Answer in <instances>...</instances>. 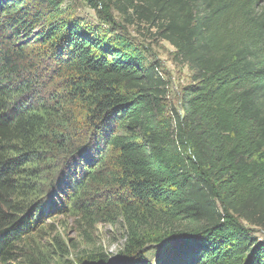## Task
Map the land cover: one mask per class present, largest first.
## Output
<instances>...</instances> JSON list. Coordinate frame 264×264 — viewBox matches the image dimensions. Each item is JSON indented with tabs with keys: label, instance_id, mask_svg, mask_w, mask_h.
<instances>
[{
	"label": "trees",
	"instance_id": "16d2710c",
	"mask_svg": "<svg viewBox=\"0 0 264 264\" xmlns=\"http://www.w3.org/2000/svg\"><path fill=\"white\" fill-rule=\"evenodd\" d=\"M64 1L0 0V264H52L54 216L112 206L117 264H264V0H84L110 29ZM113 9L189 68L178 107Z\"/></svg>",
	"mask_w": 264,
	"mask_h": 264
},
{
	"label": "rangeland",
	"instance_id": "374dc122",
	"mask_svg": "<svg viewBox=\"0 0 264 264\" xmlns=\"http://www.w3.org/2000/svg\"><path fill=\"white\" fill-rule=\"evenodd\" d=\"M63 7L69 9L73 16L83 20L87 25L110 29L99 18L97 11L90 8L84 0H65ZM111 15L113 22L117 26L123 27V32L131 43L145 53L148 61L158 66L159 73L168 86L166 101L171 107H178L182 89L191 82V73L187 65L174 58V48L156 36L155 28L136 21L128 22L115 9L111 10ZM53 165L54 167L52 166L51 170H49L50 168L47 165L38 167L46 177L45 179L57 178L62 166L60 163ZM107 213L112 214V221L107 220ZM76 214L78 217H75V214L54 216L51 230L45 229L41 234V239L38 238L42 245H50L49 250L53 253L51 255L53 260H49V262L52 264H67L75 259L74 255L79 253V251L87 252L92 247L95 252L102 253L107 257L108 261H115L124 243L122 219L116 208L113 206L103 207L99 211H94L92 216H88L87 221L81 220L82 217L79 212ZM248 228L252 229L253 237L264 241V231L254 227ZM53 240H56V242H53ZM36 241V238H33L32 242L36 243ZM58 248L62 252H59ZM157 248L162 249V245ZM59 256L62 257V262L59 260ZM147 259L156 261L157 257L149 254Z\"/></svg>",
	"mask_w": 264,
	"mask_h": 264
},
{
	"label": "water",
	"instance_id": "95a60500",
	"mask_svg": "<svg viewBox=\"0 0 264 264\" xmlns=\"http://www.w3.org/2000/svg\"><path fill=\"white\" fill-rule=\"evenodd\" d=\"M170 241H172V242H173V241H174V239H171V240H169L168 242H170ZM112 262H114V263H112ZM112 262H111V261H108V264H109V263H111V264H117V263H116V259H115V261H112ZM86 264H88V263H86Z\"/></svg>",
	"mask_w": 264,
	"mask_h": 264
}]
</instances>
